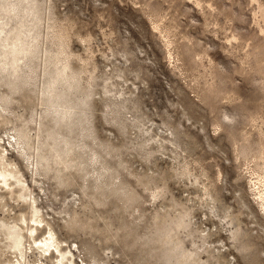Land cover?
I'll use <instances>...</instances> for the list:
<instances>
[{"label":"rangeland","instance_id":"1","mask_svg":"<svg viewBox=\"0 0 264 264\" xmlns=\"http://www.w3.org/2000/svg\"><path fill=\"white\" fill-rule=\"evenodd\" d=\"M0 172V264H264V0H0Z\"/></svg>","mask_w":264,"mask_h":264},{"label":"bare ground","instance_id":"2","mask_svg":"<svg viewBox=\"0 0 264 264\" xmlns=\"http://www.w3.org/2000/svg\"><path fill=\"white\" fill-rule=\"evenodd\" d=\"M10 175H8V174H4V173H1L0 172V182H7V179H8V177H9ZM12 236H15V235H13L12 233H10ZM13 238V237H12ZM15 238V237H14ZM21 238V237H20ZM22 239V238H21ZM13 243H15L14 244V247L16 248V249H18L19 251H21V247H22V244H23V241L22 240H20V239H16L15 240V242H13ZM42 247H44V248H46V252H49V253H51V252H53V248H55L54 246H55V243L53 242V238H50L49 240H45V241H43L42 243ZM57 247V246H56ZM23 249V248H22Z\"/></svg>","mask_w":264,"mask_h":264}]
</instances>
